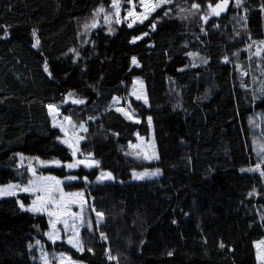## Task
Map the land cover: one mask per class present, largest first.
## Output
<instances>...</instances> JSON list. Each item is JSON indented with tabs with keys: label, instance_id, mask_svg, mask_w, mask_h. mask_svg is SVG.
<instances>
[{
	"label": "trees",
	"instance_id": "trees-1",
	"mask_svg": "<svg viewBox=\"0 0 264 264\" xmlns=\"http://www.w3.org/2000/svg\"><path fill=\"white\" fill-rule=\"evenodd\" d=\"M112 1L0 0V184L25 174L21 154L72 158L53 125L52 102L88 122L80 151L99 163L77 172L93 179L107 169L121 179L65 184L85 190L103 213L98 224L91 211L83 251L52 243L45 215L22 208L16 196L1 197L0 264H44L31 251L36 241L85 264H260L264 0H241L240 7L233 0L220 18L208 7L220 0H172L131 27L98 12ZM193 2L199 7L190 12ZM137 76L148 104L133 95ZM149 117L156 161L130 154L149 134ZM260 163V171H241ZM154 165L159 177L129 181L133 170Z\"/></svg>",
	"mask_w": 264,
	"mask_h": 264
},
{
	"label": "rangeland",
	"instance_id": "rangeland-1",
	"mask_svg": "<svg viewBox=\"0 0 264 264\" xmlns=\"http://www.w3.org/2000/svg\"><path fill=\"white\" fill-rule=\"evenodd\" d=\"M144 3H148L150 5H155L159 3V0H144ZM194 4H198L197 2L189 3L188 8L190 12H194L197 8L193 7ZM118 5V15H117V6L113 5V1L111 7L109 9H104V14L109 18H113L116 20L125 21L128 24H137L140 23L143 16L147 14V18L155 12L157 7L154 11L150 9H146L143 6L142 0H117ZM164 5V4H163ZM199 5V4H198ZM132 15H129V13ZM146 19H143V21ZM138 60H136V63ZM135 89L133 91V95L143 101L144 103L148 104V95L145 87L144 79L140 76H137L135 79ZM121 99H117V104L119 108L123 110L125 115L132 119L138 120V116L134 110L129 109L125 104L120 103ZM146 101V102H145ZM49 105L54 106V110H50V115L52 117V122L54 126H57L61 129L62 135L60 140L63 144L69 145L71 144L72 147H69L71 150L72 158L69 160H63L59 157H51V158H41L38 156H28V155H20L21 158V165L22 167H27V171L21 177L16 179L10 180L6 183H1L0 188L7 189L8 185H18L15 189V195H0L1 197H10L16 196L19 199L20 205L23 204L24 209H30L35 207L33 205V201L36 200V197L43 196L44 193L42 192H33V191H23L22 189L27 187L29 181L36 180L37 184H44V183H53L51 181H39L37 180L38 177H55L56 180L61 181L62 183L59 185L60 188L63 189L65 193H83V196L73 197L76 203L69 204L68 207L70 208L71 213H78V217H72L71 215L64 214L60 212L55 206L50 205L48 211L57 212L59 215V220H57L56 216H49L48 211H40L36 213L43 214L47 217L49 221V227L46 231L48 236V240L52 243L58 241H67L71 237L73 241L77 238L81 241V231L84 226L91 225L92 221V214L91 211L95 214L96 211L92 206H90L88 202V197L85 190H70L65 187V184L68 182H77L80 180L88 181L89 183L96 184V183H103V182H114V181H121L118 177L110 170L107 169H99L98 174L95 178L90 179L87 175H80L77 170L81 167L91 168L97 166L95 162L98 160L92 154H83L80 151V142L84 139L85 129L88 127L87 121H78L76 122L69 114L63 113L62 106L59 102H52ZM68 117L69 119H65ZM83 125V128L80 127ZM259 136V134H257ZM83 137V139H80ZM67 141V143H65ZM264 144L260 137L257 138L256 150L258 151V146ZM78 149L76 154L73 155V150ZM153 153H155V157L159 158V152L157 147V142L154 133V125L151 121L150 123V131L148 135H142L140 139L131 144L130 154L135 157L145 158L149 161H156L158 158L153 157ZM152 157V158H149ZM260 159L264 162V153H260ZM77 161H84V163L77 164ZM92 164L91 167L88 164ZM69 164L76 165L74 167H68ZM262 163H260L261 167ZM47 167H65L67 173L61 174L58 172H44L43 169ZM256 167V166H255ZM253 167V168H255ZM35 174H34V172ZM158 173L157 175H148L145 176L144 179H137L136 174L138 173ZM111 173L112 179H108L106 174ZM104 174V175H102ZM160 176V170L157 165L150 166L143 169H136L133 170L132 176L129 181H140V180H148L154 179ZM71 177H75V179H71ZM68 199L67 197L65 198ZM39 202H37L38 204ZM35 212V211H32ZM102 213V212H101ZM104 218V217H103ZM67 220L68 227L65 228L64 221ZM97 220V217H96ZM55 223V230L53 229V222ZM103 221V219H102ZM101 221V222H102ZM55 235L50 238V234L54 233ZM58 237V238H57ZM264 238H261L256 241L257 246V259L260 264H264ZM70 244V243H69ZM73 246L72 244H70ZM31 251L33 252V256L43 262L44 264H53L54 259L56 258V264H85L74 259L70 253L65 251H58L55 247H51L50 245L43 244L40 241H36L31 245Z\"/></svg>",
	"mask_w": 264,
	"mask_h": 264
},
{
	"label": "snow or ice",
	"instance_id": "snow-or-ice-1",
	"mask_svg": "<svg viewBox=\"0 0 264 264\" xmlns=\"http://www.w3.org/2000/svg\"><path fill=\"white\" fill-rule=\"evenodd\" d=\"M171 2H172V0H159V3H157L155 5H150L148 3H144V0H142L143 6L146 9H150L151 11H154L157 7H160L163 4L171 3ZM228 3H229V0H220V2L216 3L214 7L211 4H209L208 7L211 8L213 14H215L216 16H219L222 11H225L227 9ZM113 5L117 6V15H118L119 10H118V5H117V0H113ZM235 6L240 7L241 6V0H236ZM193 7L198 8L199 5L194 4ZM102 11H104L103 8L98 9V12H102ZM129 15H132V13L130 12ZM165 15H167V13H165ZM105 19L107 20V17H105ZM143 19H147V14H145L143 16ZM143 19H141V21H140L141 23L143 22ZM117 22H119V21H117ZM91 26L95 27L96 25L94 23ZM128 26L131 27L132 25L129 24ZM152 27L154 29L155 25L153 24ZM137 39H142V37H134L132 42L134 43ZM38 43L39 42L37 41V44ZM261 43L264 44V41H262ZM251 47H252V45H249V48H251ZM255 55H260V51L258 50L255 53ZM133 62L134 63L136 62L135 58H133ZM225 62H227V57L225 58ZM45 70L47 71V66H45ZM246 74L247 73H245V75ZM260 91L262 94H264V87H261ZM70 95H71V93H70ZM74 102L75 103H84L83 100H76ZM48 107L50 110H54L53 105H49ZM65 119L67 120L69 118L65 117ZM148 122H149V124L151 123V117L148 118ZM80 127L83 128V125H80ZM85 131H86V129H85ZM80 139H83V137H81ZM65 143H67V141H65ZM69 147H72V145L70 144ZM77 150L78 149L73 150V155L76 154ZM260 153H264V144L258 146V154H260ZM153 157H155V153H153ZM149 158H152V157H149ZM155 158H158V157H155ZM80 163H84V161H77V164H80ZM95 163L98 165L99 162L97 161ZM74 166H76V165H73V164L68 165V167H74ZM88 166L91 167L92 164L90 163V164H88ZM241 171H260V164H257L255 168L241 169ZM33 172H34V170H33ZM34 174H35V172H34ZM157 174L158 173L149 174L146 172L145 173H138V174H136V178L137 179H144L145 176H148V175L154 176ZM102 175H104V174H102ZM260 175L264 176V171H260ZM106 176L108 179L113 178L111 176V173H107ZM71 179H75V177H71ZM37 180H39V181H51L53 183L37 184L36 180L29 181L28 186L22 189L23 191L42 192V193H44V195L43 196L38 195L36 197V200L32 202L33 205H36V206L33 208H30L28 210L35 211V212L48 211L49 206L52 205V206H55L57 209L60 210V212H62L64 214L71 215L72 217H78L79 216L78 213H71L68 205L76 203V201L72 198L77 197V196L82 197L83 193H65L63 191V189L59 187V185L62 182L59 180H56L55 177H38ZM17 187H19V186L18 185H8L7 189L0 188V195H15V189ZM66 197L68 198L67 200L65 199ZM37 202H39V203L37 204ZM21 207L22 208L24 207L23 204H21ZM48 215L49 216H56L57 220H59V215L57 212L48 211ZM96 217H97V223L99 224L103 219V213L97 212ZM55 223L56 222L54 221L53 225H52L54 230H55ZM64 224H65V228H67L68 227L67 220L64 221ZM53 235H55V232L50 234V238H52ZM101 237L106 239V237H104L103 233H101ZM68 243L72 244L73 247H76L79 251H83L82 242L78 238L75 241H73V239L70 237L68 240ZM262 243H264V242H262ZM220 247H224L223 243L220 244ZM89 251H91V249H89ZM171 254L172 253H169V255H171ZM109 259H116V258L109 255Z\"/></svg>",
	"mask_w": 264,
	"mask_h": 264
},
{
	"label": "water",
	"instance_id": "water-1",
	"mask_svg": "<svg viewBox=\"0 0 264 264\" xmlns=\"http://www.w3.org/2000/svg\"><path fill=\"white\" fill-rule=\"evenodd\" d=\"M232 2H233V0H229V3H228V6H227V9H226L225 11H222V12L220 13L219 16H216L215 14H214V16L217 17V18H220V17H223V16L227 15V14L229 13L230 8H231V4H232ZM218 3H219V2H218ZM214 6H215V5H214Z\"/></svg>",
	"mask_w": 264,
	"mask_h": 264
},
{
	"label": "bare ground",
	"instance_id": "bare-ground-1",
	"mask_svg": "<svg viewBox=\"0 0 264 264\" xmlns=\"http://www.w3.org/2000/svg\"><path fill=\"white\" fill-rule=\"evenodd\" d=\"M232 5H233V2H232V4H231V7H232ZM231 9V8H230ZM230 11V10H229Z\"/></svg>",
	"mask_w": 264,
	"mask_h": 264
}]
</instances>
